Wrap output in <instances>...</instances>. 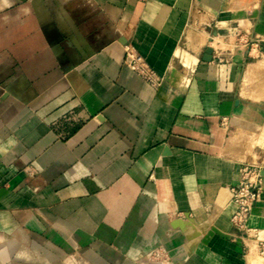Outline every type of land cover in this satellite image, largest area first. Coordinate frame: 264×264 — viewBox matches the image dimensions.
<instances>
[{
	"label": "crops",
	"instance_id": "0c3cea01",
	"mask_svg": "<svg viewBox=\"0 0 264 264\" xmlns=\"http://www.w3.org/2000/svg\"><path fill=\"white\" fill-rule=\"evenodd\" d=\"M258 52L264 0H0V264H263L227 197Z\"/></svg>",
	"mask_w": 264,
	"mask_h": 264
},
{
	"label": "built area",
	"instance_id": "2783aa9c",
	"mask_svg": "<svg viewBox=\"0 0 264 264\" xmlns=\"http://www.w3.org/2000/svg\"><path fill=\"white\" fill-rule=\"evenodd\" d=\"M123 64L131 72L151 85L159 84L156 73L130 47H125ZM260 168L254 164L245 163L240 169V181L237 186L227 190L228 203L232 207L230 225L241 234L243 251L246 256L253 255L264 264V237L256 229L247 227L249 215L260 199L261 192ZM160 253L149 256L152 261L161 259ZM159 264V263H155Z\"/></svg>",
	"mask_w": 264,
	"mask_h": 264
},
{
	"label": "rangeland",
	"instance_id": "374dc122",
	"mask_svg": "<svg viewBox=\"0 0 264 264\" xmlns=\"http://www.w3.org/2000/svg\"><path fill=\"white\" fill-rule=\"evenodd\" d=\"M248 0H241L242 2ZM257 2V0H251ZM257 53L241 93L242 112L228 125V134L235 137L236 142H242L243 150L250 154L243 157L245 163L260 165L264 161V54ZM246 90L248 91H245ZM239 144V143H238Z\"/></svg>",
	"mask_w": 264,
	"mask_h": 264
},
{
	"label": "water",
	"instance_id": "95a60500",
	"mask_svg": "<svg viewBox=\"0 0 264 264\" xmlns=\"http://www.w3.org/2000/svg\"><path fill=\"white\" fill-rule=\"evenodd\" d=\"M211 54H212L211 48H207L204 56L202 57V61L206 62V63H210L211 62Z\"/></svg>",
	"mask_w": 264,
	"mask_h": 264
},
{
	"label": "bare ground",
	"instance_id": "6f19581e",
	"mask_svg": "<svg viewBox=\"0 0 264 264\" xmlns=\"http://www.w3.org/2000/svg\"><path fill=\"white\" fill-rule=\"evenodd\" d=\"M230 208V212L232 211V208L231 207H229Z\"/></svg>",
	"mask_w": 264,
	"mask_h": 264
}]
</instances>
